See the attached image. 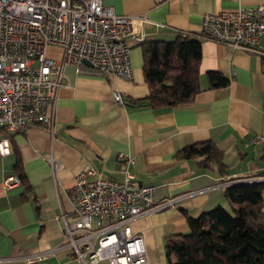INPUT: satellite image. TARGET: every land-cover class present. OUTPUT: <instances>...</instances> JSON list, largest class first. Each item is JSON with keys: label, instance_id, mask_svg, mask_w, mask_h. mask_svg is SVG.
<instances>
[{"label": "crops", "instance_id": "1", "mask_svg": "<svg viewBox=\"0 0 264 264\" xmlns=\"http://www.w3.org/2000/svg\"><path fill=\"white\" fill-rule=\"evenodd\" d=\"M102 2L133 20V32L126 36L133 78L77 73L67 64L52 107L53 131L33 124L10 135V152L0 156V264H82L63 240L64 220L74 219L69 190L86 167L95 171L89 179L121 178L120 165L127 161L137 182L154 186L155 202L178 198L130 223L142 234L148 264H167L166 236L186 232L188 215L227 207V181L264 178V152L250 142L253 134L264 131V33L257 51L200 36L205 13L264 0ZM178 32L200 37V89L189 102L153 106L147 99L140 45L172 40ZM140 35L141 40L136 37ZM60 54V47L47 46V56ZM209 71L220 72L228 83L212 87ZM114 90L123 104L115 101ZM205 141L219 150L218 160L178 154ZM51 160L62 167L53 170ZM17 170L24 172V181L4 187V177Z\"/></svg>", "mask_w": 264, "mask_h": 264}, {"label": "built area", "instance_id": "2", "mask_svg": "<svg viewBox=\"0 0 264 264\" xmlns=\"http://www.w3.org/2000/svg\"><path fill=\"white\" fill-rule=\"evenodd\" d=\"M132 21L102 0H0V156L9 154L13 133L25 132L33 124L53 131L52 107L64 85L65 65H74L77 73L132 80L126 41L133 32ZM201 28L202 37L257 51L264 33V3L205 13ZM49 45L61 48L59 57L46 55ZM113 94L123 104L121 94L117 90ZM250 142L264 152V131L253 134ZM51 167L62 165L51 160ZM120 170L121 178L89 179L94 169L83 168L69 190L74 219L64 220L63 241L82 264H148L142 234L130 223L177 203L178 198L155 202L154 186L137 182L127 161ZM18 182L16 175H9L2 184L9 188Z\"/></svg>", "mask_w": 264, "mask_h": 264}, {"label": "trees", "instance_id": "3", "mask_svg": "<svg viewBox=\"0 0 264 264\" xmlns=\"http://www.w3.org/2000/svg\"><path fill=\"white\" fill-rule=\"evenodd\" d=\"M201 36V35H200ZM200 37L178 32L172 40L141 43L143 76L153 106L189 102L199 91ZM212 87H221L228 78L217 71L207 73ZM186 158L218 160L219 150L210 142H198L181 149ZM221 173L224 168L218 161ZM15 175L24 181L22 170ZM228 208L217 205L198 216H187L188 230L166 236L167 264H264V180L226 184Z\"/></svg>", "mask_w": 264, "mask_h": 264}, {"label": "water", "instance_id": "4", "mask_svg": "<svg viewBox=\"0 0 264 264\" xmlns=\"http://www.w3.org/2000/svg\"><path fill=\"white\" fill-rule=\"evenodd\" d=\"M83 62L86 63L87 65H91L87 59H84Z\"/></svg>", "mask_w": 264, "mask_h": 264}, {"label": "rangeland", "instance_id": "5", "mask_svg": "<svg viewBox=\"0 0 264 264\" xmlns=\"http://www.w3.org/2000/svg\"><path fill=\"white\" fill-rule=\"evenodd\" d=\"M227 202H228V200H227ZM226 208H228V210L231 208V205H230V203L228 202V204H227V207Z\"/></svg>", "mask_w": 264, "mask_h": 264}]
</instances>
